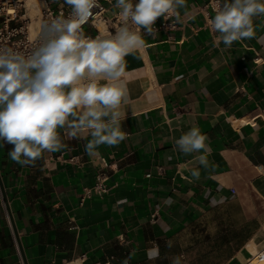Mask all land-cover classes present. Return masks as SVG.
<instances>
[{
    "label": "crops",
    "instance_id": "crops-1",
    "mask_svg": "<svg viewBox=\"0 0 264 264\" xmlns=\"http://www.w3.org/2000/svg\"><path fill=\"white\" fill-rule=\"evenodd\" d=\"M101 2L105 16L118 14L115 0ZM212 3L187 0L179 23L158 18V35L144 33L145 47L125 58L132 103L122 109L128 138L119 146L101 145L90 159L87 141L62 133V151L21 167L8 158L13 145L0 142V264L74 256L85 264H171L174 256L245 264L249 243L264 247V16L253 20L255 38L214 47ZM83 32L94 38L97 30ZM193 126L207 136L214 168H201L196 181L186 169L199 154L175 148ZM99 173L109 191L86 197ZM151 242L160 248L155 261L146 257Z\"/></svg>",
    "mask_w": 264,
    "mask_h": 264
},
{
    "label": "clouds",
    "instance_id": "clouds-1",
    "mask_svg": "<svg viewBox=\"0 0 264 264\" xmlns=\"http://www.w3.org/2000/svg\"><path fill=\"white\" fill-rule=\"evenodd\" d=\"M63 2L69 15L45 22L39 43L29 52L0 46V142L13 145L8 158L21 167L35 166L45 152L62 151V133L68 140L87 141L84 153L90 159L100 156L101 145L116 147L125 141L122 109L132 103L123 79L125 58L145 47L144 33L158 35V18L179 23L180 10L188 7L187 0H115L121 26L110 36L93 38L82 26L99 0ZM213 11L206 18L216 33L213 46L230 48L255 38L253 20L264 16V0H214ZM207 139L193 126L175 140L184 155L199 154L198 166L186 169L193 181L200 179L201 168L214 170ZM145 251L150 261L160 258L155 242ZM85 259L74 256L67 264H85ZM171 264H182V257H172Z\"/></svg>",
    "mask_w": 264,
    "mask_h": 264
},
{
    "label": "built area",
    "instance_id": "built-area-1",
    "mask_svg": "<svg viewBox=\"0 0 264 264\" xmlns=\"http://www.w3.org/2000/svg\"><path fill=\"white\" fill-rule=\"evenodd\" d=\"M45 5L40 7L39 13L35 18L28 15V8L25 6V1L22 0H0V46L11 47L15 50L27 53L33 49L40 40V33L42 25L55 17H67L71 9L67 12L61 8H56L51 4V0H44ZM138 3V1L136 2ZM38 7V5H33ZM213 7V3H212ZM93 16L89 18L88 22L82 26L91 25L97 30L96 36H101V31L98 28L97 22L102 21L105 25L104 33L115 32L121 26V20L118 14L109 18L105 16L106 8L99 0V7L93 10ZM37 23L33 25V22ZM165 24V23H164ZM75 158H70L69 161L75 162ZM161 169V168H159ZM151 176V174H148ZM107 176L104 173H99L96 176L95 184L87 188L86 197L90 196L92 191H97L100 194H105L109 191V187L105 185ZM71 229H78V225L71 221ZM256 264H264V247L260 249L255 257ZM251 261L246 259L245 264Z\"/></svg>",
    "mask_w": 264,
    "mask_h": 264
},
{
    "label": "bare ground",
    "instance_id": "bare-ground-1",
    "mask_svg": "<svg viewBox=\"0 0 264 264\" xmlns=\"http://www.w3.org/2000/svg\"><path fill=\"white\" fill-rule=\"evenodd\" d=\"M22 1H25V0H22ZM43 2H44V0H42ZM39 3V2H38ZM31 5H33L32 3H27L26 4V2H25V6L27 7V8H30L31 7ZM38 5V4H37ZM40 7H42L41 5H39L38 7H36V9L35 10H39L40 9ZM98 24H99V27H100V29L102 30V33H104L105 32V25H104V23L102 22V21H98ZM246 247V246H245ZM257 248H256V246H255V244L253 243V242H251V243H249L248 245H247V247H246V249H244V254L246 255V257H247V259H249L250 261H251V263H249V264H256V261H255V263L252 261V259L253 258H255L256 257V255L258 254V252L260 251V250H256ZM241 254V253H240ZM245 259V258H244Z\"/></svg>",
    "mask_w": 264,
    "mask_h": 264
},
{
    "label": "rangeland",
    "instance_id": "rangeland-1",
    "mask_svg": "<svg viewBox=\"0 0 264 264\" xmlns=\"http://www.w3.org/2000/svg\"><path fill=\"white\" fill-rule=\"evenodd\" d=\"M25 2H26V4H27V3H32L33 5H37V4H38V6H39V5H41V6H44V5H45V3H44L42 0H25ZM38 2H39V3H38ZM33 5H31V7L28 8L27 13H28V15L31 16L32 18H35V17L38 15L39 10H35L36 7H34ZM35 24H37V23H36L35 20H34L33 25H35ZM114 33H115V32L111 31L110 34L107 32V33H105V35L110 36V35H112V34H114ZM256 250H257V249H256ZM252 261L255 263V261H256L255 258H253Z\"/></svg>",
    "mask_w": 264,
    "mask_h": 264
},
{
    "label": "water",
    "instance_id": "water-1",
    "mask_svg": "<svg viewBox=\"0 0 264 264\" xmlns=\"http://www.w3.org/2000/svg\"><path fill=\"white\" fill-rule=\"evenodd\" d=\"M3 194H4V198H5V199H7V197H6V194H5V192H4V191H3ZM24 258H25V257H24Z\"/></svg>",
    "mask_w": 264,
    "mask_h": 264
}]
</instances>
